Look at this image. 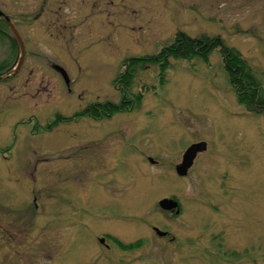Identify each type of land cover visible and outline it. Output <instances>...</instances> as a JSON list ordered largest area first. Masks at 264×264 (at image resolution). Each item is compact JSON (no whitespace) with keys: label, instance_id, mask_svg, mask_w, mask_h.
Returning <instances> with one entry per match:
<instances>
[{"label":"rangeland","instance_id":"obj_1","mask_svg":"<svg viewBox=\"0 0 264 264\" xmlns=\"http://www.w3.org/2000/svg\"><path fill=\"white\" fill-rule=\"evenodd\" d=\"M0 13V264H264V110L239 103L219 48L148 60L177 32L218 36L264 89V0H0ZM131 58L146 62L124 83ZM92 103L118 111L56 122Z\"/></svg>","mask_w":264,"mask_h":264},{"label":"trees","instance_id":"obj_2","mask_svg":"<svg viewBox=\"0 0 264 264\" xmlns=\"http://www.w3.org/2000/svg\"><path fill=\"white\" fill-rule=\"evenodd\" d=\"M216 48L221 50L224 57V68L229 76L231 85L237 92L239 103L245 105L247 108L255 106L264 110V89L261 87V84L250 70V67L241 59L239 52L224 46L221 38L218 36L203 34L193 38L185 33L177 32L171 44L162 48L157 56L148 60L154 64H158L161 70H164L168 67L169 59H189L192 57L205 59ZM144 62H146V58L129 59L127 61L128 70L122 75L123 82L128 83L131 77L130 70ZM1 71L2 67L0 66ZM117 111L116 107L111 103H92L73 117L69 119L58 117L56 122L69 121L80 115L107 117ZM131 246L125 245L124 247Z\"/></svg>","mask_w":264,"mask_h":264},{"label":"water","instance_id":"obj_3","mask_svg":"<svg viewBox=\"0 0 264 264\" xmlns=\"http://www.w3.org/2000/svg\"><path fill=\"white\" fill-rule=\"evenodd\" d=\"M1 15V13H0ZM19 45H20V49H21V57H23L24 55V46H23V43L21 41V38L19 36V34L13 29V27L10 25ZM22 61V58L21 60L19 61V64L21 63ZM54 69L62 76L65 84L68 86L69 85V77L67 75V73L65 72V70L58 66V65H54ZM206 149V146L205 144H197V145H193L192 147H190L188 150H186L184 152V155H183V160L181 162L180 165H178L175 169V171L177 172L178 175L180 176H184L186 175V173L188 172V169L191 167L192 163H193V160L196 158L197 154L203 150ZM151 162H154L152 159H150ZM159 207L162 209V210H167V211H171V210H174L175 209V214H179L180 212V209H179V205H178V202L175 200V199H172V198H163L159 201L158 203ZM155 234L159 237H164L167 235V232L165 231H161L159 230L158 228L154 227L153 228ZM173 240V238L171 239ZM100 242L102 243L103 242V239H100Z\"/></svg>","mask_w":264,"mask_h":264},{"label":"flooded vegetation","instance_id":"obj_4","mask_svg":"<svg viewBox=\"0 0 264 264\" xmlns=\"http://www.w3.org/2000/svg\"><path fill=\"white\" fill-rule=\"evenodd\" d=\"M1 15H2V14H1ZM0 22H1V23L4 22V23H7V24H10V23H9L10 21H9L8 19L5 18V15L0 16ZM169 213H170V211H169ZM165 237H168V236H165ZM170 240H171V239H170Z\"/></svg>","mask_w":264,"mask_h":264}]
</instances>
